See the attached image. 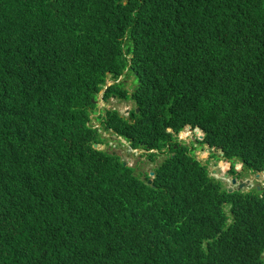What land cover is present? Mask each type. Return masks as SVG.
Returning a JSON list of instances; mask_svg holds the SVG:
<instances>
[{
  "label": "trees",
  "instance_id": "1",
  "mask_svg": "<svg viewBox=\"0 0 264 264\" xmlns=\"http://www.w3.org/2000/svg\"><path fill=\"white\" fill-rule=\"evenodd\" d=\"M187 126L264 172V0H0V264H264V192ZM101 130L166 155L152 185Z\"/></svg>",
  "mask_w": 264,
  "mask_h": 264
},
{
  "label": "rangeland",
  "instance_id": "2",
  "mask_svg": "<svg viewBox=\"0 0 264 264\" xmlns=\"http://www.w3.org/2000/svg\"><path fill=\"white\" fill-rule=\"evenodd\" d=\"M108 81H111L108 79ZM125 81V87L129 90L132 91L134 87L137 85V80L134 78L132 75L128 76V78L124 79ZM110 83V82H109ZM102 95V94H101ZM104 104L101 101V97H99V101L97 103V114L98 111L100 110L101 106ZM105 106L107 108H114L117 109L122 115L128 116L127 109H132L134 107V104L131 101H119L116 98L111 99L108 103H105ZM104 106V107H105ZM103 107V108H104ZM96 118V119H95ZM93 124L96 125L97 127H100V123L97 121V117L94 116V121ZM101 133L104 138L108 139V142L110 143L109 146L107 145H102L100 148H103L104 150H107L109 152H113L117 155H119L122 159V162L127 164L128 167L133 168L135 170L137 176L142 178L143 180L147 177V174L149 175L151 171L154 170L155 167H158V165L162 162V160L166 157L165 154H157L156 155V160L155 162H150L148 159V155H145L144 151H132L129 148V143L128 142H122L121 139L114 137L112 133L106 132L101 130ZM200 136L197 131H189L188 129L182 131L179 133L178 138L180 141L187 143V145L190 146L191 149L193 150V155L196 157L197 160H201V162L205 165L208 166L210 175L217 178V179H222V172L220 171L221 169H224L225 162L224 159L220 158L222 157L221 151L218 150L216 153L220 156L219 158L213 157L210 159H207L206 153L205 152V147H200L199 144L194 147L193 142L196 140V138ZM217 163L218 168H217V173L213 172V164ZM240 166V165H239ZM264 178L260 179V183H257V185H262L264 184L263 181ZM225 182V186L227 187H232L233 185L230 184L227 181ZM229 210V208H227Z\"/></svg>",
  "mask_w": 264,
  "mask_h": 264
},
{
  "label": "flooded vegetation",
  "instance_id": "3",
  "mask_svg": "<svg viewBox=\"0 0 264 264\" xmlns=\"http://www.w3.org/2000/svg\"><path fill=\"white\" fill-rule=\"evenodd\" d=\"M193 130H194V128L189 129V131H193ZM194 142H195V146H197L198 145L197 141H194ZM200 147H202V148L205 147V152L208 153V154H206L207 159L212 158V156L216 157V158L220 157L216 153L219 149L210 148L209 146H206V145L205 146H200ZM220 158H222V157H220ZM217 168H218V164L217 163L213 164V172L214 173H217ZM208 170H209V168H208ZM220 171L222 172V179L223 180L217 179L215 177L214 178L216 180H219L221 182V184H222V187L224 189H227L229 192H231V190H234V192L239 190V191L246 192V193H250L252 191L264 192V184L257 185V183H260V179L264 178V172L252 174L250 171H248L242 165V163L234 162V160H231L230 163L225 162L224 169H221ZM209 173H210V171H209ZM227 174L230 175L229 178H227V176H225ZM234 180L237 181L236 184L234 183ZM224 181L229 182L233 186L232 187L225 186V182ZM241 184H246V186H245V188L243 190L240 189V185Z\"/></svg>",
  "mask_w": 264,
  "mask_h": 264
},
{
  "label": "clouds",
  "instance_id": "4",
  "mask_svg": "<svg viewBox=\"0 0 264 264\" xmlns=\"http://www.w3.org/2000/svg\"><path fill=\"white\" fill-rule=\"evenodd\" d=\"M99 97H100V96H99ZM98 101H99V98H98ZM101 101H102V103L104 104V105L101 106V108H100V109L102 110V109H105V108H106V106H105V102H104V100H103V94H102V96H101ZM104 106H105V107H104ZM103 107H104V108H103ZM95 117H96V116H95ZM93 125H94V124H93ZM95 126H96V125H95ZM100 126H101V125H100ZM96 127H97V126H96ZM190 127H191V126H190ZM185 128H186V127H185ZM191 128H193V127H191ZM187 129H188V128H187ZM185 130H186V129H185ZM188 130H189V129H188ZM194 130L197 131V133H198V131L201 130V129H200L199 127H197V128H194ZM194 130H193V131H194ZM183 131H184V130H183ZM203 132H204V131H203ZM204 136H205V135H204ZM198 138H200V136H198ZM119 139H121L122 142H128V141L125 140V139H122V138H119ZM195 141H196V140H195ZM128 143H129V142H128ZM192 146H194V142H193V145H192ZM129 148H130L132 151H141V150H143V149H134V148H132L130 143H129ZM143 151H144L145 155H148L150 152H152V153H156V152H157V151H146V150H143ZM124 165H126L125 167H128L127 164H124ZM129 168H130V167H129ZM131 169H133V168H131ZM134 172H135V170H134ZM151 172H154V171H151ZM151 172H150V173H151ZM154 173H155V172H154ZM135 174H136V172H135ZM136 175H137V174H136ZM149 175H150V174H149ZM146 178H147V177H146ZM146 178H145V179H146ZM145 179H144V180H145ZM150 179H154V178H152V177L150 176ZM150 179H149V180H150ZM149 180H148V184H149ZM152 183H153V182H152ZM149 185H150V184H149ZM151 185H152V184H151ZM152 187H153V186H152Z\"/></svg>",
  "mask_w": 264,
  "mask_h": 264
},
{
  "label": "water",
  "instance_id": "5",
  "mask_svg": "<svg viewBox=\"0 0 264 264\" xmlns=\"http://www.w3.org/2000/svg\"><path fill=\"white\" fill-rule=\"evenodd\" d=\"M101 96H102V95H100V97H101ZM127 113H128V114L130 113V109H127ZM187 128H188V129H191L190 126H187L186 128H184V130L187 129ZM198 133L200 134V138H199V139H200V140H203L204 135H205L204 132H203V130H199ZM94 147H95V148H100V145H94ZM124 166H126V165H124ZM150 176H151L152 178H154V177H155V173H154V172H151V173H150ZM225 176H227V178L230 177L229 174H227V175H225ZM152 182H153V179H150V180H149V184L151 185ZM234 183L236 184L237 181L234 180ZM245 186H246V184H241V185H240V189L243 190V189L245 188ZM233 192H234V190H231V193H233Z\"/></svg>",
  "mask_w": 264,
  "mask_h": 264
}]
</instances>
